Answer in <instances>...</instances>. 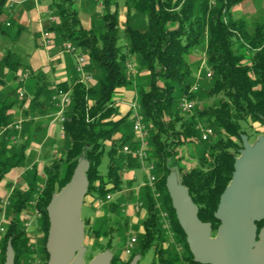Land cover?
I'll use <instances>...</instances> for the list:
<instances>
[{
	"label": "trees",
	"instance_id": "trees-1",
	"mask_svg": "<svg viewBox=\"0 0 264 264\" xmlns=\"http://www.w3.org/2000/svg\"><path fill=\"white\" fill-rule=\"evenodd\" d=\"M54 1L52 5L59 22L50 30L61 42H70L84 50L92 63L90 71L97 70L100 76L96 84L85 86L77 81L75 73L73 83L56 85L40 102L38 96L44 91L38 88L34 93L38 96L31 100L30 108L39 109L40 113L55 111L51 98L57 90L69 91L71 100L64 114L63 137L57 153L51 154L48 150L42 153L47 159L44 178L41 180L32 167L26 177L27 188H15L9 196L7 221L0 241V264L4 263L8 240L14 252V264H29L28 258L36 251L40 255L38 264L46 263L48 220L45 208L52 194L68 182L81 156L89 163L86 173L89 184L82 204V207L87 204L89 209L107 194L122 189V169L140 168L135 157L122 153L123 146L133 150L137 145L132 132V113L120 115L114 100L120 89L129 90L133 85V76L126 75V64L132 56L136 73L147 72L149 76L147 87H138L136 104L148 127L146 162L153 166L160 197L156 201L147 188L141 190L139 198L146 216L127 259L123 256L122 244L129 231L128 220L122 216L109 223L110 216L121 214L122 204L129 201L124 197L104 203L101 217L92 222L89 217H81L84 246H87L86 241L90 242V248L98 250L96 254L108 249L112 254L111 264H128L137 254L141 259L151 248L158 264H196L171 208L165 178L172 168L170 163L174 159L182 161L181 157L177 158V150L193 146L195 164L189 168L177 166V170L182 185L198 207V218L211 224L214 235L218 222L213 213L219 195L230 181L234 158L241 148L240 135L247 136L245 129L254 123L264 125V23L246 30L242 21L232 18L233 6L246 0H125L128 22L129 10H134L146 18V25L130 28L127 22L125 33L129 45L122 51L116 30L117 2H114L115 10L110 11V3L103 0L102 26L95 30L81 26L79 10L75 8L79 0ZM4 5L5 0H0V17L8 15ZM5 22H0V36L17 39L22 28L17 27L11 36L9 31L15 21H8L9 26ZM13 45L0 56V86L4 84V71L11 74L12 80H17L18 72L28 69ZM199 46L204 50L210 77L204 76V85L189 92L195 85L193 63L189 58ZM16 91L0 99V179L12 168L31 163V156L26 152L30 139L22 142V129L17 132L9 127L12 116L7 110L17 99L23 100ZM182 96L194 101L189 114L179 109ZM10 97L13 99L9 100ZM209 100L211 103H207ZM34 104L36 108L32 107ZM207 128L212 130V135L202 140V130ZM104 155L108 157V167L102 175L99 166ZM158 202L168 215L170 239L161 227ZM26 210L40 216L35 246L29 244L27 238L22 217ZM113 239L118 246L121 243L119 251L112 247ZM101 240L106 243L101 244Z\"/></svg>",
	"mask_w": 264,
	"mask_h": 264
},
{
	"label": "water",
	"instance_id": "water-1",
	"mask_svg": "<svg viewBox=\"0 0 264 264\" xmlns=\"http://www.w3.org/2000/svg\"><path fill=\"white\" fill-rule=\"evenodd\" d=\"M240 140L230 181L219 195L213 213L218 222L214 235L211 224L198 218V207L182 185L178 170L171 168L165 178L171 208L196 264H264V135L253 143L243 134ZM88 169V161L81 156L68 182L52 194L45 208L48 220L45 264H85L81 211L89 184ZM139 260L137 254L128 264H138ZM111 261L112 254L106 249L87 264H111ZM3 264H14L10 240L6 243Z\"/></svg>",
	"mask_w": 264,
	"mask_h": 264
},
{
	"label": "rangeland",
	"instance_id": "rangeland-1",
	"mask_svg": "<svg viewBox=\"0 0 264 264\" xmlns=\"http://www.w3.org/2000/svg\"><path fill=\"white\" fill-rule=\"evenodd\" d=\"M53 2L55 3L56 1L52 0L49 3V11H50L49 16H56V11L52 5V4H54ZM108 2L110 3V7H109L110 11L115 10L114 2H117L118 7L116 10V12H117V28H116V30L118 33L117 36L119 37L118 46H119V50L125 51V49L129 45V38L125 33V29H126L125 26L128 22L127 14H126L127 13L126 8L124 7L125 0H108ZM210 2H213V0H210ZM75 8H77L79 10L78 16H79V19L81 21L82 27H84V28L93 27L95 30H97V28L102 26L101 14H102V11L104 10L103 0H79L77 5H75ZM128 14H129V18H130V19L128 18L129 19L128 25L130 28H143L146 25V18L143 15L136 13L134 10H129ZM231 16L235 20L242 21L245 25L246 30H251L256 24L264 23V0H246L244 2L236 4L231 9ZM14 29H15V27H13V32L15 31ZM46 31H49V30H46ZM30 35H31V37H27L26 40H23L22 42L19 41V43H21V45H22L20 52L22 50H24V52L28 55V54H32V52L35 50L39 54V52H41V51L36 48L38 46H37V44L35 45V43H34L35 38H36V34L31 33ZM205 42H206V40H204V43H202L204 46H205ZM65 44H71V43L70 42H61L60 39L58 38V36L55 34L53 46L59 45V47H61L60 49H62L65 52V50H64ZM9 46H10V44L7 41L0 40V56H1V54L4 53V51ZM15 46H16V44H15ZM76 49H77L78 53L87 57V58L85 57L86 68H87V72L92 76L91 85L96 84L97 77L100 76L99 71H97V70L90 71L89 68L91 67L92 63L89 61L87 53L80 48H76ZM18 50H19V48H18ZM203 51L204 50H203L202 46H199L198 48H196L195 50L192 51L191 57L189 58V61L193 63L191 70L194 74L193 75L194 76V84L197 85V87L201 86L202 84L204 85V81H205L204 76L206 77V74L208 72L206 70L207 68H206V63H205ZM32 62L35 65H40L37 57H34ZM31 67L34 69L33 71L38 70V69H35L33 66H31ZM136 68H137V66H136L135 57L134 56L129 57V60L126 64V70H127L126 75L127 76H133V85L129 90L124 89L125 92H127V95L122 97V98H124L126 100V102H128L130 104L136 103V99H137L136 93H137L138 87L143 86L146 88L147 84L149 82L148 73L147 72H137L136 73ZM21 74H28L27 82H28V84H31L32 86H34L35 83L37 82L36 79L39 82L41 81L40 80L41 76H39L36 72H34L33 75H31L32 72L29 69H23L19 75H21ZM87 86H89V85H87ZM18 87H19L18 81L17 82H13V81L11 82V88H10L11 91L17 90ZM5 89H7V88H5ZM12 97L14 98V96H12ZM19 102H20V100L17 99L16 103H19ZM207 103H211V100H209ZM55 113H56V108H55ZM139 114L142 118L141 123L148 130V127L146 126V124L143 121V117L141 115L140 108H139ZM132 120H133V122L135 121L134 118ZM14 121L15 120H12V122H14ZM132 126H133V123H132ZM245 131H246V134L248 136L249 142L253 143L258 136L264 135V125L259 124V123H254L251 125L250 128H246ZM58 133H60L59 129H58ZM148 136H149V134H148ZM133 137H134V140L137 141L136 135L133 134ZM61 140H62L61 137H57V139L53 140L54 141L53 143H57V144H56L55 149L51 150V154L57 153L58 144H60ZM147 142H148V140H147ZM148 148H149V142H148ZM177 154H178L177 158L181 157L182 161L180 160L181 162L180 161L178 162L174 159L170 163L172 168L177 169V166L180 168H184V167L189 168V167L193 166L196 162L195 148L193 146H190V147L183 146L181 149L177 150ZM139 164H140V162H139ZM107 167H108V157H107V155H104L102 158L101 164L99 166L100 174L104 175L107 171ZM10 171H12V170H10ZM136 174H137V183H140V181H142V178L144 175L143 171L142 172L137 171ZM124 188H125V191H123L122 197H124L125 199H127V201L128 200L129 201L124 204V207H123L124 210L122 209L121 214H119L118 216H116V215L110 216L109 223L112 220L114 221L115 218H117V217L122 218V216H123V218H127L128 225H129V228H128L129 231L126 234L127 235L126 240H128L131 237L137 238V236L141 233L142 221L144 220L146 214L142 210L138 211L136 213H134V212L132 213V212H130V209H129L131 203H134L136 201V198L140 196L142 189L138 190L137 184L134 186H126ZM134 188H135V190L133 191ZM116 198H117L116 194H112V200H115ZM87 201H88V199H87ZM89 201H90V199H89ZM158 204H159V202H158ZM102 205H96L92 209H89L87 204H86L84 207H82L81 217L82 216L83 217H89L91 222L94 219L100 218L102 215V208H103ZM128 210H129V212H127ZM161 211H163V210H161ZM4 215H5V217H4V219H5L4 230H5V225H6V221H7L6 220V212H4ZM22 217H24L25 227L27 229L26 234H27V238L29 239V242H30L29 244H31L32 246H35V243H36L37 238H38V233L36 231L37 226H38V219L34 214H31V212H28L26 215H22ZM109 223H108V225H109ZM164 232H165V235L167 237H169V239H170L171 234H172L171 231L166 232L164 230ZM1 237H2V235H1ZM126 240H125V242H126ZM115 242H116V239H113V241H112L113 246L112 247L116 248V250L119 251L120 246H122V245L124 246V244L121 245V243H120L118 246ZM85 243L87 245L85 247H87V248H86V252L84 255V261H85V264H87L88 261L93 257V255H96L98 250L94 249V248H90V246H89V245H91L90 242L86 241ZM100 243L105 244L106 240H101ZM37 253H39V252L36 251V253L33 256L31 255L28 258L29 264H38V261L40 260V255ZM119 255H121V254H119ZM139 264H158L157 260L154 258L153 248H151L148 252L145 253V255L140 259Z\"/></svg>",
	"mask_w": 264,
	"mask_h": 264
},
{
	"label": "crops",
	"instance_id": "crops-1",
	"mask_svg": "<svg viewBox=\"0 0 264 264\" xmlns=\"http://www.w3.org/2000/svg\"><path fill=\"white\" fill-rule=\"evenodd\" d=\"M50 1L52 0H42L39 1V3L35 4L31 0H23L21 4L14 7L11 13L7 12L6 10L8 15L4 14L0 17V22H10L11 19L15 21L14 25L9 31V34L11 36L16 31L17 27L22 28L20 36L17 39L11 40L9 36H0V40L7 41L10 46L11 44H14V50L20 52L22 45L21 43H19V41L22 42L23 40H26L27 37H31V33H35L36 38L34 43L38 46L36 48L41 51L39 52V54L35 50L33 52L31 51L32 54H28L29 56L24 52V50L20 52L23 56L24 64L32 72L31 75L36 72L39 76H41V81L39 82L36 79L37 82L34 86H32L31 84H28L27 78L24 84L21 86V89L24 92V99L19 103L15 102L14 105L7 110V114L12 116V120H15L14 122H12V124L20 121V131L22 129L20 139L22 140V142L27 140L28 138L30 139L27 145L26 152L31 156V163L24 167L12 168V171L9 170L0 179V212H7L8 199L13 189L27 188L26 177L28 176V172L32 167H34L36 174L41 180L44 178L43 168L47 164V159H44L42 157V153L44 150H48L51 153V150L55 149L57 144L53 143V140L57 139V137H61L60 133H58L59 125L54 116L55 111L40 113L39 109L32 110V108H30L31 100L36 95L38 96V93L36 95L34 94L36 93L38 88L39 90L44 91L43 95L41 94L38 96V102H40V100L45 97L44 95H47L48 92L50 93V91L53 90L56 85L63 83L69 85L74 82V56L72 54L64 52L62 49H60L61 47H59V45L53 46L55 34L54 31L50 30V28L53 25H56L59 20L57 18V21L55 23H50L48 20L50 14ZM13 27H15L14 32ZM42 30H49L48 32H50L52 36L53 43L49 48H43L39 44L40 32ZM34 57L38 58L40 65H35L32 62ZM31 66L38 70L33 71L34 69ZM19 74L20 73L18 72L17 75L20 76ZM18 76L17 80H12L10 78L11 74L4 71V84L0 86V99L4 98L6 94L11 91V82H17ZM126 95L127 92H125L124 89H120L114 98L115 106H117L120 115L130 114L132 112L130 103L126 102V100L122 98ZM11 97L9 100H12ZM32 107L36 108L35 104ZM137 171L142 172L141 166L140 168L125 167L124 169H122V189L118 193H115L117 196V200L122 197V193L123 191H125L124 187L134 186L136 184L138 187L146 179V174L143 172L144 175L142 181H140V183H137ZM134 190L135 188L133 189V191ZM28 212L34 214L37 219L40 217L39 214H37L35 211L30 210L23 211L22 215H26ZM127 212H129V210Z\"/></svg>",
	"mask_w": 264,
	"mask_h": 264
},
{
	"label": "built area",
	"instance_id": "built-area-1",
	"mask_svg": "<svg viewBox=\"0 0 264 264\" xmlns=\"http://www.w3.org/2000/svg\"><path fill=\"white\" fill-rule=\"evenodd\" d=\"M23 0H5V5L4 9L7 10V12H12L14 7L17 5L21 4ZM33 3L37 4L39 1L42 0H31ZM48 20L50 23H55L57 21L56 16H49ZM6 26H9V22H5ZM52 36L50 32L46 30H42L40 32V37H39V44L43 48H49L52 46ZM64 50L65 52L72 54L74 56V70L77 75V81L85 86L91 84L92 82V76L87 72L86 70V59L85 56L81 55L80 53L77 52V49L75 46L72 44H65L64 45ZM206 77H210V73L207 72ZM28 78V74H21L18 77V84L20 87L17 90V95L20 99L24 98V92L21 89V86L24 84L26 79ZM197 86L194 85L189 92L196 91ZM71 96L70 92L66 91L63 92L61 90H57L52 98L51 101L53 102L55 108H56V113H55V119L59 125V131H60V136L63 137V121H64V114L65 111L70 103ZM180 103V110H182V113L184 114H189L194 106V101L190 100L187 98V96H182L179 100ZM130 107L132 109V118L135 119L133 122L132 126V132L134 135H136L137 138V146L131 150L128 146H123L122 151L125 154H129L133 157H135L139 162L142 171L146 174V179L137 187L138 190L147 188L148 191L153 195V198L157 200V195L154 192L152 188V177H153V166L151 163H147V158H148V130L146 127L141 123L142 118L139 114V107L136 103L130 104ZM20 121L13 123L9 127H12L14 131H19L20 130ZM202 134H204V140H207L211 135H212V130L207 128L205 130H202ZM14 141L15 138H12ZM112 201V195L107 194L105 196V199H99L97 201V205H102L104 203H108ZM7 203V202H6ZM142 201L140 200L139 197L136 198V201L130 205V211L133 213H136L138 211H143L142 209ZM5 206V205H4ZM122 207H124V204H122ZM156 208L159 211V219L161 223V227L163 230L166 232L169 231L168 228V220H167V213L165 211H161L159 204L157 203ZM124 210V208H123ZM144 212V211H143ZM5 215L4 212H0V235L4 233V219ZM136 242L135 237H131L128 240H126L124 247H123V256L125 259H127L131 255V247L134 245Z\"/></svg>",
	"mask_w": 264,
	"mask_h": 264
},
{
	"label": "bare ground",
	"instance_id": "bare-ground-1",
	"mask_svg": "<svg viewBox=\"0 0 264 264\" xmlns=\"http://www.w3.org/2000/svg\"><path fill=\"white\" fill-rule=\"evenodd\" d=\"M178 105H179V109H180V103ZM180 111L182 112V110H180ZM201 138H202V140H204V134L201 135ZM152 188H153L154 192L156 193L157 200H158L159 197H160V193L157 190V187H156V177L154 175L152 177ZM167 220H168V215H167ZM168 228H169V220H168ZM133 246L134 245H132V247H131V252H132Z\"/></svg>",
	"mask_w": 264,
	"mask_h": 264
},
{
	"label": "flooded vegetation",
	"instance_id": "flooded-vegetation-1",
	"mask_svg": "<svg viewBox=\"0 0 264 264\" xmlns=\"http://www.w3.org/2000/svg\"><path fill=\"white\" fill-rule=\"evenodd\" d=\"M260 224V223H259ZM259 224H257V226L259 227Z\"/></svg>",
	"mask_w": 264,
	"mask_h": 264
}]
</instances>
